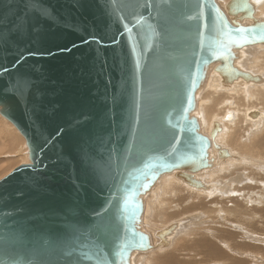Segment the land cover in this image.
Segmentation results:
<instances>
[{"label":"water","instance_id":"water-1","mask_svg":"<svg viewBox=\"0 0 264 264\" xmlns=\"http://www.w3.org/2000/svg\"><path fill=\"white\" fill-rule=\"evenodd\" d=\"M255 14L252 0H0V116L28 156L0 179V264H135L168 247L180 223L153 243L145 198L168 174L207 191L199 175L234 157L197 98L208 76L264 86L240 65L264 47Z\"/></svg>","mask_w":264,"mask_h":264},{"label":"rangeland","instance_id":"rangeland-1","mask_svg":"<svg viewBox=\"0 0 264 264\" xmlns=\"http://www.w3.org/2000/svg\"><path fill=\"white\" fill-rule=\"evenodd\" d=\"M222 1L223 0H217V4L219 3L218 5L221 8L223 7V3L225 1H227V0H224L223 2ZM220 4H222V5H220ZM262 19H264V18H262ZM243 54H244V58L240 62V65L242 66V68H244L245 70L250 71L251 73L260 74V75L264 76V71H263L264 70V47H261V46H250V47H247V48L244 49ZM258 57L260 58L261 61L259 60ZM261 62H263V63H261ZM210 79H212V80H211V82L209 83V85L205 89V91L208 92L207 93L208 96H205V97H208V98H202L201 99V97H200L199 100L204 101V99H205V101L206 100L208 101V99H209V101L210 100L211 101L210 102L209 101L208 102H201V103H203L202 104L203 107H205L207 105H212L215 102V100L217 99L215 104H214L216 106V105L220 104L219 101H222L223 99H225V102H226L227 101L226 99H228V98H229L228 101L232 102L229 106L224 105L226 108L229 107L228 110L229 109L230 110L233 109V107H234V103L233 102H235V101H236V104L238 105V107H241L240 106V104H241L240 101L241 100H236V98H238V95H234L233 94V96H232L233 98L230 95V94H232L235 91H232V90L228 91V89L221 88L219 83H215V81L218 82V80L215 77H210ZM253 86H257L256 90L258 92V86H263V85H253ZM213 87H214L215 91H218L217 88L219 90H221V91H227L226 94H219V95H225V96H223V97L220 96L219 98L214 99V97H215V95H217V93L213 94L214 97L212 96V92L214 91ZM251 87L252 86H249L246 89H251ZM234 89H235V87H234ZM261 93H262V96H264V94H263L264 91H262ZM249 96H250L249 94H247V95L244 94V96L241 99L242 100H246L247 98H249ZM230 97H231V100H230ZM213 100H214V102H213ZM259 105H260V107H262L261 103H259ZM203 107L202 106L199 107V105H198V109H197V114H199L201 118L204 117V111L203 110L206 109V108H203ZM248 108H257L258 109L257 106L255 107V105H252V107H248ZM262 109L264 110V104H263ZM231 111H233V110H231ZM228 112H230V111H228ZM221 116H223V115H221ZM216 118L217 117H215V119ZM244 120H245V118H244ZM259 120H261V121L250 122L248 120H245L247 122V123H245L246 125H240L239 127L237 126L236 123L232 124L231 120L225 121L223 123H227V124L231 123L232 124V125H230L229 130L232 128L231 129V133H233V132L235 134L237 133L236 135L238 137V141H240V144H244V146L246 144H251L252 146L255 145L256 148H258V144L260 145L261 144V140H264V130H263L264 129V117L262 119H259ZM251 123H253V124H259L260 123V125H262V127L259 125L258 128H257V130H259V133H258L257 130L250 132L249 128L251 127V125H249V124H251ZM228 131L226 130L225 133H227V134H224L226 139L224 138V140L222 141L221 137H219L220 139L218 140V143L221 146L225 147V148L229 147L228 149L231 150L230 152H232V150H233L232 153H234L235 149H231L230 148L231 145H229L228 141H227V137H228L227 135L229 133ZM256 131H257L258 134H253V133H256ZM245 132H246V134H245ZM248 133L250 134V136H248L249 135ZM247 136H248V138H247ZM251 141H254L255 143L254 142L252 143ZM226 145H228V147ZM236 150H237V152L235 154H237L239 157L251 159L256 164H254V166L253 165L251 166L249 164V166H248V164H244V162L239 161V160H234V161L233 160L232 161L228 160L229 164L228 163L227 164H221L220 166H222V167L220 168V170L216 171L218 169V167H215L214 169H212L213 171H216V172L210 173L209 179H207V182L213 183L215 181H218V182L222 181V184L220 182L219 186L220 185L221 186L218 189V191L216 192V194L214 195L215 197L219 196V195L220 196L216 197V200L215 199L211 200V198H209V199H207L208 200L207 202L204 203V201H203L204 205H206V206H203L201 204H196L192 208V209H195V210L190 209L189 206L191 204L198 203L197 201L202 200V199H199L200 197L199 198H195L194 196H191L192 195V193H191L192 190L190 191L189 188H187L186 186L181 184L178 180H176L173 177L172 174H168V175H164L163 176V178H169L168 181H165V182H162L161 180L158 181L157 185L155 186L156 188H154L147 196L148 198L152 199L155 202L154 203L149 202L148 204L150 205V207L149 208H145V212L143 214L144 215L143 218L145 220V221H143L144 229L152 235V238L154 239V242H156V238L153 237V233L155 231L160 230L162 227L167 225V223L169 224L171 222H179L180 226L176 230V234H175V236L173 238L174 245L171 244V245H169L168 247H166L165 249H162V250L161 249H153V250L147 252L146 254L139 255L137 257V259H134V263L135 264H154V263L156 264V262L158 264H220V263L221 264H238V263H240V264H250V263L251 264H261V263L264 264V221H263V219H264L263 218V216H264V196H263L264 195V187L261 186L264 183V182H261V181H264V167H262L261 169H259V167H258V164H262V166H264V159H258V158H255V157L253 158V156H251L246 151H241L240 152L238 149H236ZM1 159L2 158H0V161H1ZM17 161H19V159H17V158L16 159L15 158L14 159L7 158L5 163L2 164L3 167L1 166V168H0V176L3 175V173L5 172L4 170L8 171L9 169L17 166L20 163V162L18 163ZM260 161H261V163H260ZM237 163L239 165H237ZM241 163H243V164H241ZM234 167H236V168H234ZM232 171L235 172V173L233 174ZM251 171H253V172L251 173ZM216 174L219 175V176H217ZM254 174H255V177H254ZM219 177H220V179H219ZM251 177L252 178H257V181H254L253 179H251ZM169 182L174 183V185H172L171 183L169 184ZM259 185L261 187H259ZM177 187L179 189H177ZM221 188H222V190H220ZM252 192H253V194H252ZM229 193H231V194H229ZM246 194H248L249 196H247ZM189 195H190V197H189ZM258 195H260V196H258ZM246 197H249V199L246 198ZM219 198H222V199L220 200ZM259 198L262 200L261 204H259L260 202L258 203L257 199H259ZM186 199H187V201H186ZM203 199H206V198H203ZM209 200L213 201V202L214 201L217 202V205L210 204ZM251 200L252 201H256V202L254 203ZM190 201H191V204H190ZM235 201L237 203H235ZM182 202H183V204H182ZM246 203H247V206H246ZM207 204H209V205H207ZM225 204H226V206H225ZM239 204L243 208L246 207L247 210L251 209L250 212L249 211H248L249 213L246 212L247 214L246 213H244V214H235L233 216V214L235 212H233V211L231 212V210L233 209L234 205L236 207ZM260 205H261V207H260ZM208 211H209V213H208ZM225 214H227V215H225ZM248 215H250V216H248ZM240 216H241V219L243 221L238 219V218H240ZM242 216H244V217L242 218ZM245 216H247V217H245ZM233 217H236V218H233ZM247 218L250 220L249 222H246V221H248ZM233 220L236 221V222H234ZM230 222H231V224H230ZM230 225H231V227H230ZM233 226H234V228H233ZM240 228H241V230H240ZM185 230H186V233H185ZM238 230H239V232H238ZM237 232H238V234H237ZM235 233H236V235H235ZM219 234H221V235H219ZM231 234H232V236H231ZM243 234H244V236L246 235L245 237H247V238H245L243 236ZM206 235H207V238L209 237V239L206 238ZM210 236H212V237H210ZM215 236H218V237H215ZM235 236L237 238L240 237L241 240H239V239L237 240L235 238ZM241 236H243L244 239ZM183 237H185V238H183ZM199 239L202 240V242ZM229 239L230 240L232 239L233 241L235 240L234 241L235 243L232 240L229 241ZM223 240H224V243L221 242ZM242 240H244V241H242ZM251 240H253V241H251ZM188 241H189V243H188ZM204 241H206V242H210L211 241L210 244L212 246H214V248L217 249V251H212V250L210 251L209 246L208 247H204V245H205L203 243ZM214 241H215V243H214ZM225 242H227V243H225ZM187 243L189 244L188 246L192 245L190 247L191 249L187 247ZM245 243L247 245H245ZM248 243H249V245H248ZM181 244H182V246H181ZM236 245L239 246V248H237ZM242 245L244 246L243 249H242V247H243ZM228 246H229L230 249H227ZM247 246H249V247H247ZM245 247H247V248H245ZM233 249H235V251ZM251 249H253V250H251ZM155 250H157L158 252L155 251ZM200 250H201L202 254H204V252L206 251L205 252L206 255H202L200 253ZM236 251H237V254L239 256H241V257L244 256V257L240 258L239 256H237ZM162 252L163 253L165 252V253L163 254ZM184 252H186V253H184ZM215 252H216L217 255L215 254ZM224 252H226L227 255ZM248 252L250 253V255H249ZM190 253H192V254H190ZM210 253H212L211 256H210ZM221 253H223V254H221ZM233 253H235V254H233ZM160 255L162 257V260H160ZM179 255L182 258L178 257ZM184 255L185 256L189 255L188 256L189 259L187 258V256L185 257ZM190 255H192V256H190ZM253 255H254V257H253L254 259L251 258ZM165 256H167V257H165ZM245 256H247V258H245ZM163 259H164V261H163ZM179 259L181 261H179ZM193 259H194V261H193ZM218 259H220L221 262ZM249 259L250 260L253 259L252 261H254V260L255 261L252 262ZM236 260L239 261V262L237 263ZM159 261L161 263H159ZM208 261H210V262H208ZM248 261H249V263H248Z\"/></svg>","mask_w":264,"mask_h":264},{"label":"bare ground","instance_id":"bare-ground-1","mask_svg":"<svg viewBox=\"0 0 264 264\" xmlns=\"http://www.w3.org/2000/svg\"><path fill=\"white\" fill-rule=\"evenodd\" d=\"M217 1V0H216ZM224 1V0H223ZM222 1V2H223ZM228 1V0H227ZM253 2H254V4H255V7H256V16H258V18H260V20L261 21H264V19H262V18H264V0H252ZM226 2V1H225ZM224 2V3H225ZM223 3V4H224ZM219 4V3H218ZM220 5H222V4H220ZM263 54V53H262ZM263 56V55H262ZM259 58V57H258ZM259 60H260V58H259ZM261 61V60H260ZM261 63H263V62H261ZM264 71V70H263ZM263 76V75H262ZM264 77V76H263ZM217 80H218V78H216ZM211 80L212 79H210V77L208 76V78H207V80H206V83H205V86H204V88H203V90L201 91V93L199 94V96H198V98H197V105H196V114H197V109H198V105H199V107H203V103H201V102H208L209 101V99H208V101L206 100L205 101V99H204V101H201V100H199L200 99V97H201V99L202 98H208V97H205V96H208L207 95V93L208 92H206L205 91V89H206V87L209 85V83L211 82ZM215 83H218L217 81H215ZM252 87H251V89H246V88H238V86H234L235 87V89H234V87L232 88V89H229L228 91H235V92H233L232 94H230L231 95V97L233 96V94L234 95H238V98H236V100H241L240 102H241V104H240V106L241 107H238V105L236 104V101L235 102H233L234 103V107H233V109H231V110H233V111H231L230 109L228 110V108H226L224 105H226V106H229L232 102L231 101H228V99H226L227 101L225 102V99H223L222 101H219L220 102V104H218V105H214L215 104V102H216V98H219L220 96H225V95H219V94H226V92L227 91H221V90H219L218 88H217V90L218 91H215L214 90V87H213V92H212V96H213V94H216L217 93V95H215V97H214V99H216L215 100V102H214V100H213V104L212 105H207V106H205V107H203V108H206L205 110H203L204 111V117L203 118H201L200 117V115L199 114H197L201 119H202V128H203V130H204V132H205V134L207 133L208 134V131H209V129H210V127H211V124H212V121L214 120V121H217V122H219V123H221L222 124V133L220 132L218 135H217V137H216V143L217 144H219L218 143V140L220 139L219 137H221V140L223 141L224 140V138H225V135L224 134H227V133H225V131L227 130H229V128H230V125H232L233 123H236L237 124V126L239 127L240 125H246L245 123H247L245 120H248V121H250V122H256V121H261V120H259V119H262L263 117H257V118H255V119H248L247 117H246V114H247V112H248V110H250V109H254V111L255 112H262L263 114H264V110L262 109V107H263V104H264V96H262V91H264L263 89H264V86H258V92H257V90H256V88H257V86H253V85H251ZM237 87V88H236ZM249 87V86H248ZM244 94L245 95H247V94H249L250 96H249V98H247L246 100H242L241 98L244 96ZM264 94V93H263ZM210 95V94H209ZM211 96V97H212ZM221 97V98H222ZM231 97H230V100H231ZM233 98V97H232ZM211 99V98H210ZM213 99V98H212ZM244 99V98H243ZM235 100V99H234ZM211 101V100H210ZM209 101V102H210ZM218 102V101H217ZM259 103H261V106L262 107H260V105H259ZM263 103V104H262ZM252 105H255V107L257 106L258 107V109L257 108H248V107H252ZM227 109V110H226ZM228 111H230V114H231V122H232V124L230 123V124H227V123H223V122H221V115H224V113L225 112H228ZM215 117H217L216 119H215ZM245 118V120H244V118ZM235 125V124H234ZM249 125H251V127L249 126ZM248 126L250 127L249 129H250V132L251 131H255V130H257V128H258V126L260 125V123L259 124H253V123H251V124H249ZM247 126V127H248ZM261 127H262V125H260ZM242 127V126H241ZM260 128V127H259ZM232 129V128H231ZM231 129L228 131L229 133H228V137H227V141H228V144L229 145H231L230 146V148L231 149H235V152L234 153H232L233 152V150H232V152H230L231 150L230 149H228L229 150V152L231 153V155L232 156H234L233 158H230V159H228V160H230V161H234V160H239V161H242V162H244V164H248V166H249V164L252 166H254V164H256L253 160H251V159H247V158H241V157H239L237 154H235L236 152H237V150L236 149H238L240 152L241 151H246L247 153H249L251 156H253V158L255 157V158H258V159H264V140H261V144L259 145L258 144V148H256V146L254 145V146H252L251 144H246L245 146H244V144H240V141H238V137H237V133L235 134L234 132L233 133H231ZM248 129V128H247ZM248 129V130H249ZM264 130V129H263ZM17 130L12 126V124H10L7 120H5L3 117H1L0 116V158H2L1 159V161H0V168H1V166L3 167V163H5V161L7 160V158H9V159H19V161H17L19 164L18 165H20V164H24V163H28V156H27V148H26V145H25V141H24V139H22L23 137L19 134V133H17L16 132ZM258 131V133H259V130H257ZM257 131H256V133H253V134H258L257 133ZM231 133V134H230ZM245 134H246V132H245ZM249 134V133H248ZM21 137H20V136ZM252 135V134H251ZM239 136V135H238ZM248 136H250V134L248 135ZM248 136H247V138H248ZM237 137V138H236ZM226 139V138H225ZM250 139V138H249ZM226 141V140H225ZM221 142V141H220ZM243 142V141H242ZM252 143L254 142V141H251ZM255 143V142H254ZM220 145V144H219ZM227 147H228V145H226ZM229 148V147H228ZM245 152V153H246ZM243 153V152H242ZM215 155V157H216V153H215V151H213L212 150V155ZM252 158V157H251ZM228 160H226V161H224V162H221V161H219V159L218 158H216V162H215V167H218V169L216 170V171H218V170H220V168L222 167V166H220L221 164H229V161ZM236 163V162H235ZM260 163H261V161H260ZM241 164H243V163H241ZM17 165V166H18ZM237 165H239L238 163H237ZM16 167V166H15ZM15 167H13V168H15ZM232 167V166H231ZM258 167H259V169H261L262 167H264V166H262V164H258ZM257 167V168H258ZM13 168H11V169H9L8 171H6V170H4L5 172L3 173V175H1L0 176V179L2 178V177H4L6 174H8ZM234 168H236V167H234ZM254 169V168H253ZM224 170V169H223ZM233 170V169H232ZM251 170V169H250ZM255 170V169H254ZM257 170V169H256ZM216 171H213V170H210V171H207V172H205V173H203V174H201V175H199V176H203V179H201L202 180V182H203V184L206 186V188H207V191L206 190H192V189H190V191H191V193H192V195L191 196H194L195 198H199V199H202V200H199V201H197L198 203H193V204H191V201H190V209H192L193 208V206H195L196 204H201V205H203V206H206V205H204V203L205 202H207L208 200L207 199H209V198H211V200H216V197H219V196H214L215 194H216V192L218 191V189L220 188V186H219V184H220V182H221V184H222V181H215V182H213V183H211V182H207V179H209V175H210V173H213V172H216ZM226 171V170H225ZM224 171V172H225ZM235 171V170H234ZM262 171V170H261ZM246 172V171H245ZM253 171H251V173H252ZM231 173V172H230ZM232 173L234 174L235 172H233L232 171ZM231 173V174H232ZM244 173V172H243ZM247 173V172H246ZM217 175V174H216ZM263 175V174H262ZM214 176V175H213ZM217 176H219V175H217ZM254 177H255V174H254ZM162 178V179H161ZM159 180H161L162 182H165V181H168L169 180V178H163V176L161 177ZM218 178V177H217ZM230 178V177H229ZM219 179H220V177H219ZM225 179V178H224ZM251 179H253L254 181H257V178H252L251 177ZM250 179V180H251ZM158 180V181H159ZM177 180V179H176ZM249 180V181H250ZM174 182V181H173ZM261 182H264V181H261ZM158 183V182H157ZM157 183L154 185V187L152 188V190L154 189V188H156L155 186L157 185ZM172 184V185H174V183H172V182H169V184ZM176 183V182H175ZM252 184V183H251ZM259 184V183H258ZM258 186V185H257ZM262 187H264V183L261 185ZM260 185H259V187H261ZM177 189H179L178 187H177ZM151 190V191H152ZM220 190H222V188L220 189ZM150 191V192H151ZM261 191V190H260ZM243 192V191H242ZM235 193V192H234ZM237 193V192H236ZM262 193V192H261ZM229 194H231V193H229ZM242 194V193H241ZM252 194H253V192H252ZM163 195V194H162ZM247 196H249L248 194H246ZM261 195V194H260ZM260 195H258V196H260ZM148 196V195H147ZM146 196V197H147ZM178 196V195H177ZM203 196V197H202ZM232 196V195H231ZM264 196V195H263ZM189 197H190V195H189ZM224 197V196H223ZM239 197V196H238ZM254 197V196H253ZM193 198V197H192ZM203 198H206V199H203ZM236 198V197H235ZM243 198V197H242ZM246 198H248L249 199V197H246ZM252 198V197H251ZM262 198V197H261ZM220 200L222 199V198H219ZM218 199V200H219ZM228 199V198H227ZM206 200V201H205ZM258 200V203L259 204H261V202H262V200L259 198V199H257ZM186 201H187V199H186ZM203 201H204V203H203ZM210 201V200H209ZM252 201V200H251ZM149 202H151V203H154L155 201H153L152 199H150V198H145V203H144V212H145V208H149L150 207V205L148 204ZM194 202V201H193ZM252 202H256V201H252ZM170 203V202H169ZM168 203V204H169ZM209 203V202H208ZM228 203V202H227ZM235 203H237L236 201H235ZM163 204V203H162ZM182 204H183V202H182ZM210 204H212V205H217V202H213V201H210ZM232 204V203H231ZM207 205H209V204H207ZM250 205V204H249ZM254 205V204H253ZM225 206H226V204H225ZM231 206V205H230ZM246 206H247V203H246ZM257 206V205H256ZM224 207V206H223ZM232 207V206H231ZM255 207V206H254ZM260 207H261V205H260ZM208 208V207H207ZM189 209V210H190ZM159 210V209H158ZM192 210H195V209H192ZM250 210L251 209H249V210H247V208L245 207V208H243L240 204L239 205H237L236 207H235V205H234V207H233V209L231 210V212L233 211V212H235L234 214H233V216L235 215V214H244V213H246V212H250ZM257 210V209H256ZM144 212H143V214H144ZM191 212V211H190ZM204 212V211H203ZM248 212V213H249ZM263 212V211H262ZM208 213H209V211H208ZM247 214V213H246ZM256 214V213H255ZM225 215H227V214H225ZM232 215V214H231ZM251 215V214H250ZM250 215H248V216H250ZM260 215V214H259ZM144 216V215H143ZM143 216H142V226H143V221H145L144 220V218H143ZM261 216V215H260ZM161 217V216H160ZM229 217V216H228ZM244 216H242V218H243ZM245 217H247V216H245ZM262 217V216H261ZM179 218V217H178ZM233 218H236V217H233ZM256 218V217H255ZM263 218H264V216H263ZM232 219V218H231ZM238 219H240V220H242L241 219V216H240V218H238ZM248 219V218H247ZM259 219V218H258ZM224 220V219H223ZM236 220V219H235ZM234 221V220H233ZM243 221V220H242ZM241 221V222H242ZM250 220L248 219V221H246V222H249ZM263 221H264V219H263ZM227 222V221H226ZM234 222H236V221H234ZM166 223V222H165ZM171 223H173V222H171ZM193 223V222H192ZM244 223V222H243ZM161 224V223H160ZM170 224V223H169ZM200 224V223H199ZM230 224H231V222H230ZM249 224V223H248ZM167 225H168V223H167ZM167 225H165V226H167ZM242 225V224H241ZM250 225V224H249ZM164 226V227H165ZM179 226H180V224H179ZM235 226V225H234ZM234 226H233V228H234ZM155 227V226H154ZM164 227H162V228H164ZM200 227V226H199ZM230 227H231V225H230ZM249 227V226H248ZM143 228H144V226H143ZM161 228V229H162ZM190 228V227H189ZM192 228V227H191ZM229 228V227H228ZM236 228V227H235ZM238 228V227H237ZM193 229V228H192ZM196 229V228H195ZM239 229V228H238ZM145 230V229H144ZM210 230V229H209ZM216 230V229H215ZM240 230H241V228H240ZM245 230V229H244ZM243 230V231H244ZM190 232V231H189ZM230 232V231H229ZM238 232H239V230H238ZM238 232H237V234H238ZM251 232V231H250ZM149 233V232H148ZM185 233H186V230H185ZM207 233V232H206ZM212 233V232H211ZM246 233V232H245ZM253 233V232H252ZM150 234V233H149ZM175 234H176V232H175ZM215 234V233H214ZM213 234V235H214ZM180 235V234H179ZM198 235V234H197ZM196 235V236H197ZM208 235V234H207ZM207 235H206V238H207ZM211 235V234H210ZM216 235V234H215ZM219 235H221V234H219ZM235 235H236V233H235ZM150 236H151V238H152V235L150 234ZM175 236V235H174ZM174 236H173V238H174ZM188 236V235H187ZM201 236V235H200ZM231 236H232V234H231ZM238 236V235H237ZM243 236H244V234H243ZM241 236L243 239H244V237L246 236ZM154 237V236H153ZM210 237H212V236H210ZM215 237H218V236H215ZM261 237V236H260ZM183 238H185V237H183ZM192 238V237H191ZM233 238V237H232ZM235 238L238 240H241V238L239 237V238H237L236 236H235ZM245 238H247V237H245ZM249 238V237H248ZM207 239H209V237L207 238ZM218 239V238H217ZM234 239V238H233ZM188 240V239H187ZM198 240V239H197ZM200 240V239H199ZM232 240V239H231ZM230 239H229V241H231ZM256 240V239H255ZM157 241V240H156ZM175 241V240H174ZM201 242H202V240H200ZM212 241V240H211ZM210 241V242H211ZM233 241V240H232ZM235 241V240H234ZM233 241V242H234ZM242 241H244V240H242ZM251 241H253V240H251ZM152 242L153 243H155L154 242V239L152 238ZM210 242H206V241H204L203 243L205 244L204 245V247H208L209 246V249H210V251L212 250V251H217V249H215L214 248V246H212L211 244H210ZM213 242V241H212ZM221 242H223L224 243V240L223 241H221ZM257 242V241H256ZM188 243H189V241H188ZM187 243V247L188 248H190L191 246H188L189 244ZM214 243H215V241H214ZM213 243V244H214ZM225 243H227V242H225ZM231 243V242H230ZM235 243V242H234ZM237 243V242H236ZM239 243V242H238ZM242 243V242H241ZM240 243V244H241ZM171 244H173L174 245V243H173V239H172V242H171ZM170 244V245H171ZM185 244V243H184ZM233 244V243H232ZM197 245V244H196ZM203 245V244H202ZM229 245V244H228ZM235 245V244H234ZM239 245V244H238ZM245 245H247L246 243H245ZM248 245H249V243H248ZM181 246H182V244H181ZM184 246V245H183ZM201 246V245H200ZM222 246V245H221ZM237 246V245H236ZM243 246V245H242ZM180 247V246H179ZM186 247V246H185ZM197 247V246H196ZM235 247V246H234ZM247 247H249V246H247ZM247 247H245V248H247ZM171 248V247H170ZM176 248V247H175ZM237 248H239V246H237ZM244 248V246L242 247V249ZM165 249V248H164ZM191 249V248H190ZM208 249V248H207ZM225 249V248H224ZM227 249H230L229 248V246H228V248ZM162 250V249H161ZM188 250V249H187ZM234 251H235V249H233ZM247 250V249H246ZM251 250H253V249H251ZM155 251H157V250H155ZM165 251V250H164ZM182 251V250H181ZM194 251V250H193ZM233 251V252H234ZM245 251V250H244ZM250 251V250H249ZM260 251V250H259ZM158 252V251H157ZM204 252V251H203ZM206 252V251H205ZM204 252V254H202L201 253V250H200V253L202 254V255H206V253ZM246 252V251H245ZM256 252V251H255ZM163 253V252H162ZM165 253V252H164ZM163 253V254H164ZM184 253H186V252H184ZM225 254H226V252H224ZM249 253V252H248ZM146 254V253H145ZM155 254V253H154ZM190 254H192V253H190ZM211 254L212 253H210V256H211ZM215 254H216V252H215ZM214 254V255H215ZM221 254H223V253H221ZM232 254V253H231ZM233 254H235V253H233ZM236 254H237V251H236ZM247 254V253H246ZM213 255V256H214ZM217 255V254H216ZM227 255V254H226ZM248 255V254H247ZM249 255H250V253H249ZM248 255V256H249ZM139 255H137L134 259H137V257H138ZM185 256V255H184ZM187 256V255H186ZM185 256V257H186ZM189 256V255H188ZM187 256V258L189 259V257ZM190 256H192V255H190ZM224 256V255H223ZM237 256H239L238 254H237ZM165 257H167V256H165ZM173 257V256H172ZM175 257V256H174ZM177 257V256H176ZM178 257H181L180 255L178 256ZM197 257V256H196ZM203 257V256H202ZM206 257V256H205ZM209 257V256H208ZM220 257V256H219ZM222 257V256H221ZM240 258H242V257H244V256H239ZM250 257V256H249ZM254 257V255L251 257V258H253ZM256 257V256H255ZM182 258V257H181ZM216 258V257H215ZM223 258V257H222ZM245 258H247V256H245ZM210 259V258H209ZM208 259V260H209ZM254 259V258H253ZM252 259V260H253ZM160 260H162V257H161V255H160ZM178 260V259H177ZM185 260V259H184ZM183 260V261H184ZM200 260V259H199ZM207 260V259H206ZM214 260V259H213ZM218 260H220V259H218ZM243 260V259H242ZM250 260V259H249ZM252 260H250V261H252ZM155 261V260H154ZM158 261V260H157ZM163 261H164V259H163ZM179 261H181L180 259H179ZM193 261H194V259H193ZM223 261V260H222ZM237 261V260H236ZM255 261V260H254ZM254 261H252V262H254ZM145 262V261H144ZM185 262V261H184ZM208 262H210V261H208ZM220 262H221V260H220ZM239 261H237V263H238ZM262 262V261H261ZM159 263H161L160 261H159ZM194 263V262H193ZM203 263V262H202ZM236 263V262H235ZM248 263H249V261H248ZM155 264V263H154ZM156 264H158L157 262H156ZM221 264V263H220ZM238 264H240V263H238ZM251 264V263H250ZM262 264V263H261Z\"/></svg>","mask_w":264,"mask_h":264},{"label":"snow or ice","instance_id":"snow-or-ice-1","mask_svg":"<svg viewBox=\"0 0 264 264\" xmlns=\"http://www.w3.org/2000/svg\"><path fill=\"white\" fill-rule=\"evenodd\" d=\"M37 2H38V0H37ZM238 31L243 32L244 30L238 29ZM28 55H39V53H29ZM21 59H24V57L21 56ZM17 63H19V61H17ZM6 111H7V108H6ZM62 133H63V129H60L59 131L56 132V136H60ZM40 134L43 135V132H41ZM54 140H55V137H52L50 139H46L44 141V146L47 147L50 144L54 143ZM37 147H39V146H37ZM40 151L42 152L43 148H41ZM95 228H96L97 232L100 233L101 235L105 234L106 225L103 223V218H101V223H98L95 226Z\"/></svg>","mask_w":264,"mask_h":264}]
</instances>
